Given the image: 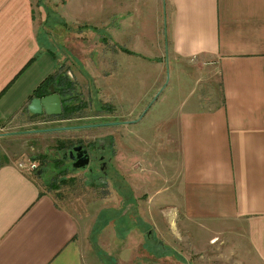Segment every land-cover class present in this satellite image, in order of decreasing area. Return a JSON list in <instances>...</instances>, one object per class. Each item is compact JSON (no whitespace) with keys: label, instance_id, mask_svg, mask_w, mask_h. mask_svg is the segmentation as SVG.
<instances>
[{"label":"crops","instance_id":"obj_1","mask_svg":"<svg viewBox=\"0 0 264 264\" xmlns=\"http://www.w3.org/2000/svg\"><path fill=\"white\" fill-rule=\"evenodd\" d=\"M38 1L0 0V125L4 127L20 122L25 113L34 117L28 104L57 70L58 61L49 50L51 39L48 48L39 40ZM66 1L64 15L73 16L67 11L73 7L82 14V27L88 24L99 30L97 34L104 30L97 28L103 24L95 16L107 8L111 41L120 26H126V32L133 9H147L163 27L158 49L168 52L176 66L185 64L200 73L203 84L196 97L179 103L173 121L166 123L157 145V163L151 156L135 159L134 147L117 154L118 171L124 169L121 174L126 176L121 187L133 196L128 195L131 207L147 230L129 228L125 238L114 235L116 250L109 251L98 244L111 242L101 239L109 226L105 225L94 239L96 253L105 252L110 259L113 253L116 264H126L125 248L118 246L128 237L132 249L126 253L143 251L137 250L138 257H132L130 264L140 259L162 264L158 258L174 264H206L201 256L191 262L178 253L189 256L191 251L201 254L232 245L243 254L241 244L251 252L252 264H264V0H92L100 1L95 11L87 0ZM115 47L110 45V52L105 47L96 57L104 54L110 63L118 52ZM118 50L148 59L127 48ZM143 161L147 169L142 173L138 167ZM0 264H103L85 248L80 219L60 206L31 173L3 158Z\"/></svg>","mask_w":264,"mask_h":264},{"label":"rangeland","instance_id":"obj_2","mask_svg":"<svg viewBox=\"0 0 264 264\" xmlns=\"http://www.w3.org/2000/svg\"><path fill=\"white\" fill-rule=\"evenodd\" d=\"M93 1L85 2L87 6L92 4L95 11L100 1L97 4ZM80 3L82 7V1ZM37 4L39 40L44 44V48H48L50 42L49 50L54 52L53 55L58 61L54 75L67 76L71 81L67 82L71 89L68 90L65 98L71 97L67 102L75 107L74 113L68 120L45 114L28 118L29 114L25 113L18 123L6 127L0 125V134H3L0 136V159L3 158L16 166L19 163L27 166L29 162H35L41 169L40 174L25 169L22 171L31 173V177L40 184L41 188L53 194L60 206L80 219L85 248L91 249L103 264H116L113 261L115 258L113 253L110 254L114 256L113 259L103 251L102 255L96 253L97 243H94V239L105 225L109 226L102 231L101 239L111 242L106 246L99 241L98 244L109 251L116 250V245L112 244L114 235L125 238L127 235L124 234L130 230L129 228L143 230V233L147 230L143 229L144 224L138 222L136 216L138 213L131 207L129 197L133 196L121 187L123 183L126 184V176L121 174V172L125 174L124 169L118 171L120 168H117L116 156L119 153L127 154V149L134 147L135 159L141 160L151 156L156 158L157 163L160 155L157 145L161 140V133L164 132L166 123L173 121L179 103L187 97L198 95V91L203 86L199 83L200 73L186 68L185 64L176 66L170 61L168 52L158 49L163 27L159 17H149L145 8L133 9L126 32L123 30L126 26H122V29L120 26L117 37L114 36L111 41L110 14L107 8L102 14L95 16V19L103 24L97 28L104 30L103 34H97L99 30L91 29L88 24L82 27V14H78L73 7L67 8L70 14H74L73 16L64 15L63 7L67 4L66 0H39ZM90 25L94 26L91 23ZM94 34L98 35L97 39ZM48 38L51 41L48 42ZM145 41H149V44ZM110 45H116L115 50L118 52L115 53L117 54L115 60H109L108 63L104 60V54L103 58L96 57L101 55L105 47L110 52ZM118 47L141 53L148 59L142 60L131 54L129 56L120 52ZM57 93H62L60 86ZM100 117H107L103 120L111 122L134 120V124L102 129L94 127L80 130L60 129L99 124ZM110 134L114 136L112 160L116 171L112 181L108 177H103L102 180H105L103 185L100 182L94 185L85 177L84 172L68 178V174L63 171V169L67 171V165L62 160L67 142L82 140V137L83 141H88L109 137ZM69 138L70 140H67ZM117 140L122 143L120 147L117 146L120 144H117ZM133 159L130 153L129 160ZM146 169L147 164L143 161L138 170L143 173ZM204 236L207 239L208 234ZM122 246L125 248L122 254H127L124 259L126 264L132 262V257L136 260L137 250L143 252L136 248V253H126L132 249L128 248V237L126 240L121 239L118 247ZM239 246L243 254L233 249L231 245L230 249L224 246L220 250L203 251L201 254L191 251L189 256L185 251L178 250V255H186L191 262L201 256L202 263L206 264H252L249 249L241 244ZM157 260L159 263L163 262L162 264H174L170 259ZM138 264H149V262L140 259Z\"/></svg>","mask_w":264,"mask_h":264},{"label":"flooded vegetation","instance_id":"obj_3","mask_svg":"<svg viewBox=\"0 0 264 264\" xmlns=\"http://www.w3.org/2000/svg\"><path fill=\"white\" fill-rule=\"evenodd\" d=\"M101 121L99 124L89 125L85 124L82 126H75V127H63L60 129L70 130H80L81 128H107V127H114L116 125H129L134 124V120L127 121L122 120L119 122H111L107 120H103V118L107 117H100ZM67 140H70L67 139ZM113 141L114 136L110 134L109 137L97 138L93 140L83 141L77 140L75 142L69 141L67 142V147L65 148L62 154V160L65 161L67 165L68 178L75 177L74 174L79 172H84L85 177L92 182V184L97 185L99 182L103 185L104 181L102 180L103 177L110 178L112 181L113 176L115 174V167L113 164ZM75 148H79L75 150ZM84 157L88 158V164L85 167H80L81 163L84 162Z\"/></svg>","mask_w":264,"mask_h":264},{"label":"water","instance_id":"obj_4","mask_svg":"<svg viewBox=\"0 0 264 264\" xmlns=\"http://www.w3.org/2000/svg\"><path fill=\"white\" fill-rule=\"evenodd\" d=\"M48 95L43 97H34L28 104V111L33 115L45 114L47 116H60L62 113L61 97L56 92L54 84L49 85ZM3 134H0V136ZM79 148H75L78 150ZM84 162L81 163L80 167H85L88 164V158L84 157ZM41 173V171H39Z\"/></svg>","mask_w":264,"mask_h":264},{"label":"trees","instance_id":"obj_5","mask_svg":"<svg viewBox=\"0 0 264 264\" xmlns=\"http://www.w3.org/2000/svg\"><path fill=\"white\" fill-rule=\"evenodd\" d=\"M67 82H71L68 80L67 76H61V77H56L55 75H52L50 77H48L47 79H45L40 86L38 87V89L36 90V92L33 95L34 97H43L45 95H48V87L51 84H54L56 92L58 89V86H60V89L62 90V93H58L61 97V103H62V113L59 116L61 119H71V115L74 113L73 109L75 107H73L71 104H68V100L71 98L70 96H68L67 98H65V95L68 94V90H70L71 88H69L70 84H68ZM38 116V115H35ZM40 168H37L36 170L32 171L33 173L35 172V174H37L38 171H40ZM64 173L66 172L65 169H63ZM96 251L97 247H95Z\"/></svg>","mask_w":264,"mask_h":264},{"label":"built area","instance_id":"obj_6","mask_svg":"<svg viewBox=\"0 0 264 264\" xmlns=\"http://www.w3.org/2000/svg\"><path fill=\"white\" fill-rule=\"evenodd\" d=\"M18 168L20 170L25 169V170H27L29 172H32V171L37 169V165L35 164V162H29V164H27V166L25 164H23V163H19L18 164Z\"/></svg>","mask_w":264,"mask_h":264}]
</instances>
